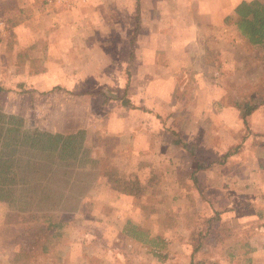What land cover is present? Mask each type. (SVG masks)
<instances>
[{"label": "rangeland", "instance_id": "obj_1", "mask_svg": "<svg viewBox=\"0 0 264 264\" xmlns=\"http://www.w3.org/2000/svg\"><path fill=\"white\" fill-rule=\"evenodd\" d=\"M221 1L0 0V109L21 96L27 129L84 131L77 170L52 184L74 194L52 205L61 236L32 264L261 263L245 244L264 229L251 201L264 196V48L223 21L243 0ZM40 213L0 203V264L45 227Z\"/></svg>", "mask_w": 264, "mask_h": 264}, {"label": "trees", "instance_id": "obj_2", "mask_svg": "<svg viewBox=\"0 0 264 264\" xmlns=\"http://www.w3.org/2000/svg\"><path fill=\"white\" fill-rule=\"evenodd\" d=\"M231 18L232 26L246 45L252 48H264V0L239 2L233 8L232 16L224 18V23ZM253 109L254 107L243 106L241 119L245 127ZM24 123L22 118L0 111V203L20 214L41 212L40 223H44L45 227L35 228L30 239L22 240L20 250L13 255L10 264H32L38 255L48 253L57 243L64 223L54 222L52 205L55 201L71 198L74 194H63L56 188L54 191L52 184L58 186H60L59 182L68 184L63 178L70 174L67 171L72 172L84 152L83 130L64 135L36 128L27 129ZM230 155L232 153L227 151L224 159ZM203 168V164L197 163L191 176L193 177L196 171ZM109 170L104 172L103 176L112 180L117 171L113 168ZM57 174H61L62 177L56 178ZM76 174L77 187H80L83 184L80 181L83 173ZM119 186H114L113 189L123 192L124 190ZM86 189L88 190L85 188L84 191ZM207 222L209 224L210 221ZM126 230L127 235L135 241L151 242L154 246L160 244L157 238L146 236L144 239L145 234L135 226H130Z\"/></svg>", "mask_w": 264, "mask_h": 264}, {"label": "crops", "instance_id": "obj_3", "mask_svg": "<svg viewBox=\"0 0 264 264\" xmlns=\"http://www.w3.org/2000/svg\"><path fill=\"white\" fill-rule=\"evenodd\" d=\"M224 1V0H223ZM223 1H221L222 3H223ZM244 1H249V0H244ZM134 45L135 44H133L132 45V48H131V54H130V56H131V58H129V62H128V65H130L131 64V62L133 63V61H134ZM199 45H201L200 43H196V47H195V49H196V51H197V49H198V47H199ZM132 55H133V59H132ZM130 59H132V60H130ZM144 60H146V58L144 59ZM131 67V66H130ZM129 67V68H130ZM129 71V70H128ZM131 81H132V79H131ZM34 93V92H33ZM36 93H34V96H33V99H35L36 101H37V105H36V107H34L35 108V110H37L38 112H40L41 110H42V108H43V104H41V102L38 100V98H35V96L36 95H39V94H36ZM81 95H83V94H81ZM73 97V96H72ZM74 97H75V95H74ZM30 98V97H29ZM70 100H69V102L70 101H72L73 102V99H71V97L69 98ZM23 100H22V98H21V96H13V97H11V99L10 100H8L7 101V103H5V107L1 110L0 109V111L2 112V113H6V114H8V115H16V114H18L19 112H20V110H21V106H20V104H21V102H22ZM55 104V103H54ZM53 104V105H54ZM54 107V106H53ZM52 110H53V108H52ZM52 110L49 108L48 109V115L49 116H53V117H55V113L54 112H52ZM55 111V110H54ZM11 113V114H10ZM64 113V112H63ZM51 119H52V117H51ZM65 125L66 126H68V127H71L72 126V123H68V121L65 123ZM76 127L77 128H73V127H71L72 129H71V131L70 132H72V130H77V129H81L80 127H78L77 125H76ZM38 129H43V130H47V129H44V128H41V127H39L38 126ZM49 131V130H48ZM59 133L61 132V131H58ZM50 133V132H49ZM240 159V161L241 160H243V157H240L239 158ZM262 159V163H264V157H262L261 158ZM255 180H253L254 181V184H253V186H254V188H256V190H257V192H258V190L259 189H263V187H264V165H262L261 166V168H260V166L259 167H257L256 168V171H255ZM243 178L244 177H241V178H237V181H239V180H243ZM237 184H235V186H236ZM232 186H234L232 183H230V188H232ZM259 199H255V198H253L251 201L252 202H255L256 204H260V205H262L263 203H264V196H263V193L262 194H260V196L258 197ZM255 229H256V231H255V236L254 237H250V239H249V241H247L246 242V244H245V246H247V247H249V249L251 250V252H253L252 254H251V256L253 255V254H256V256L258 257V258H260V260H261V263L260 264H264V229L260 226V227H255ZM261 256V257H260Z\"/></svg>", "mask_w": 264, "mask_h": 264}]
</instances>
